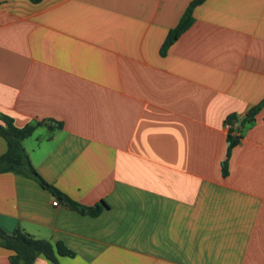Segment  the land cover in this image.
<instances>
[{
  "label": "crops",
  "instance_id": "crops-1",
  "mask_svg": "<svg viewBox=\"0 0 264 264\" xmlns=\"http://www.w3.org/2000/svg\"><path fill=\"white\" fill-rule=\"evenodd\" d=\"M191 1L0 0V114L36 126L46 182L106 205L2 173L7 234L62 243L56 264H264V106L222 174L226 117L264 102V0H204L161 55Z\"/></svg>",
  "mask_w": 264,
  "mask_h": 264
},
{
  "label": "trees",
  "instance_id": "trees-1",
  "mask_svg": "<svg viewBox=\"0 0 264 264\" xmlns=\"http://www.w3.org/2000/svg\"><path fill=\"white\" fill-rule=\"evenodd\" d=\"M34 3H39L40 0H30ZM204 0H192L185 14L181 17L177 27L171 29L165 38L161 55H164L168 47L173 44L178 37H180L192 23V10L195 5H199ZM264 106V102L257 104L249 109L245 115L242 124L238 127V120L234 114L226 117L225 123L230 124L232 127L228 131V149L227 154L222 167V174L226 177L228 171V158L233 148L240 142V136L237 135L244 124L250 123L255 116L256 112ZM36 125H39L36 124ZM49 128L52 126L47 125ZM36 126L26 125L18 128L14 126L13 120L7 115L0 114V137L6 141V150L0 155V174L13 173L28 177L29 179L37 182L42 188L49 191L51 197L58 202L67 205L73 211L81 215H89L98 217L102 212V206H106L104 202L102 205H95L92 207H86L79 205L69 199L61 191L54 186L46 182L32 166L29 156L23 148V141L32 136ZM0 246L11 252L9 259L10 264H33L39 256L46 257L49 262L56 264L58 257L71 256L73 253L67 249L62 243H56L54 246L46 240L34 239L32 236L27 235L25 232L17 229L12 234H7L3 228L0 227Z\"/></svg>",
  "mask_w": 264,
  "mask_h": 264
},
{
  "label": "built area",
  "instance_id": "built-area-1",
  "mask_svg": "<svg viewBox=\"0 0 264 264\" xmlns=\"http://www.w3.org/2000/svg\"><path fill=\"white\" fill-rule=\"evenodd\" d=\"M231 127H232V126H231L230 124H228V123L225 124V128H226V129H230ZM58 204H59V203H58L57 201H55V202L52 203L53 206H58Z\"/></svg>",
  "mask_w": 264,
  "mask_h": 264
},
{
  "label": "water",
  "instance_id": "water-1",
  "mask_svg": "<svg viewBox=\"0 0 264 264\" xmlns=\"http://www.w3.org/2000/svg\"><path fill=\"white\" fill-rule=\"evenodd\" d=\"M245 117H242L239 121H238V127L242 124V121L244 120ZM48 123H53L52 121H48Z\"/></svg>",
  "mask_w": 264,
  "mask_h": 264
}]
</instances>
